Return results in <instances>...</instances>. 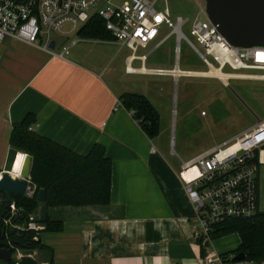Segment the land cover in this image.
Here are the masks:
<instances>
[{
    "label": "crops",
    "instance_id": "crops-1",
    "mask_svg": "<svg viewBox=\"0 0 264 264\" xmlns=\"http://www.w3.org/2000/svg\"><path fill=\"white\" fill-rule=\"evenodd\" d=\"M79 39L69 47L71 58L68 53L60 57L62 50L49 53L41 43L0 42V173L14 174L17 169L22 154L18 159V152L14 155L10 167L9 139L12 125L27 113L37 118L31 128L36 134L79 155L87 154L94 144L101 145L111 161L110 203L49 208L48 217L62 222L63 228L40 233L46 249L36 252L35 260L51 257L53 264H202L204 253L191 237L192 207L182 189V175L168 165L164 154L118 103L124 92L144 95L153 106L152 97L168 99L162 88L151 89L146 78L177 82L181 77L148 71L163 69L146 64L149 55L166 41L158 47L156 42L147 59L140 61L132 60L128 49L114 40ZM173 52L169 48L170 60ZM171 69L180 70L175 55L174 66L163 70ZM209 72H198L192 78L218 79L226 85V80ZM122 75L133 76L130 82L139 83L141 90L128 88ZM204 90L209 93L208 88ZM170 153L175 154L173 148ZM214 242L212 248L225 254L216 250ZM233 256L224 257V264H238L231 260Z\"/></svg>",
    "mask_w": 264,
    "mask_h": 264
},
{
    "label": "built area",
    "instance_id": "built-area-1",
    "mask_svg": "<svg viewBox=\"0 0 264 264\" xmlns=\"http://www.w3.org/2000/svg\"><path fill=\"white\" fill-rule=\"evenodd\" d=\"M157 0H128L114 5L111 0H0V42L5 39L18 40L28 45L42 44L44 50L54 53L55 41L52 33L66 38L89 21L99 17L113 40L131 51L132 60L145 61L147 54L137 56L138 48H146L155 42L161 26L167 24L170 34L156 43V47L175 36V61L179 59V43L184 40L208 70L216 69L227 79L264 81V48H238L230 45L220 34L218 27L208 19L205 7L191 23L189 39L182 32L186 20L178 17L174 24L169 20V11L155 8ZM204 19H200V15ZM68 29H64L65 26ZM51 42L53 48L51 49ZM77 40L62 46L60 57L66 55ZM224 68L232 72L223 73ZM128 70V69H127ZM207 70V71H208ZM132 72V70H128ZM154 75L174 77H195V71L148 70ZM254 71L256 73H240ZM132 115V112H129ZM26 156V155H25ZM264 167V120L244 131L233 141L213 147L189 161H181L182 189L191 204L190 230L192 240L204 253L202 264H224L225 259L212 248L213 226L227 219H246L264 212L259 196L260 170ZM32 183V182H31ZM35 187L32 184L25 196L32 198ZM39 212L26 216L13 201L7 218H2L6 234L33 232L32 240L38 241L43 231ZM21 217V220H17ZM4 229V228H3ZM37 251L15 247L12 264H18L24 257L35 259ZM238 264H264V262L241 261Z\"/></svg>",
    "mask_w": 264,
    "mask_h": 264
},
{
    "label": "rangeland",
    "instance_id": "rangeland-1",
    "mask_svg": "<svg viewBox=\"0 0 264 264\" xmlns=\"http://www.w3.org/2000/svg\"><path fill=\"white\" fill-rule=\"evenodd\" d=\"M128 0H111L114 5H120ZM167 7L169 20L175 23L178 17L186 20L182 32L191 39L190 29L193 19L199 13L200 7H205L204 0H157L155 8L162 11ZM204 19V15L199 16ZM69 26H65V30ZM171 28L167 24L161 26V32L154 43L146 48H138L136 55L146 54L163 37L170 34ZM51 39L56 41L55 52H60L62 46H68L72 39L80 41L74 34L66 38L52 33ZM175 36L168 40L156 51L149 55L146 66L148 68H172L174 66ZM79 47V46H78ZM169 48L172 58L169 59ZM128 49V48H127ZM178 68L182 71L206 72L207 67L199 60L194 51L182 40L179 43ZM76 50H79L77 48ZM123 51H126L123 49ZM131 54L128 49L126 51ZM71 58V49H68ZM223 73L232 72L224 68ZM240 73H256L254 71H238ZM135 78H137L135 76ZM150 79V88H162L168 99L161 100L152 97L154 106L159 110V135L152 139V144L158 152H162L168 165L182 175L181 161H189L199 154L228 141L254 127L258 121L264 120V81L226 79V85L218 79L179 77L177 82L171 78ZM122 83L128 88L139 89V83L134 86L133 76L122 75ZM162 82H157V81ZM204 88L209 89V93ZM199 89L200 91H196ZM176 96V99L174 97ZM174 149L175 154L170 150ZM11 166V163H10ZM259 196L261 207L264 208V167L260 170ZM239 244L237 233H231L215 239L214 247L217 251L228 253L229 258ZM36 259H39L36 257Z\"/></svg>",
    "mask_w": 264,
    "mask_h": 264
},
{
    "label": "trees",
    "instance_id": "trees-1",
    "mask_svg": "<svg viewBox=\"0 0 264 264\" xmlns=\"http://www.w3.org/2000/svg\"><path fill=\"white\" fill-rule=\"evenodd\" d=\"M84 40L110 41L113 37L105 29L103 21L92 16L76 33ZM118 103L128 112H132L145 136L152 140L159 135V113L144 95L124 92L118 96ZM37 123L33 113H27L19 123L12 125L9 145V162L14 155H29L32 159L30 180L35 187L32 198L13 195L17 208L26 216L38 213L41 206L36 200L39 190L45 192L44 206L47 208L90 205H108L111 190V161L103 146L94 144L85 155H79L50 139L36 134L32 127ZM40 222V220H38ZM44 232H59L63 228L60 221L47 220L42 223ZM2 222L0 220V229ZM213 239L237 233L239 244L232 252L244 254V261L264 262V212L246 219H227L215 224ZM33 232L23 235L22 247L30 251L41 252L46 249L40 242L32 240ZM222 254L223 258L228 255ZM46 264H53L51 257H46ZM2 264V263H1Z\"/></svg>",
    "mask_w": 264,
    "mask_h": 264
},
{
    "label": "water",
    "instance_id": "water-1",
    "mask_svg": "<svg viewBox=\"0 0 264 264\" xmlns=\"http://www.w3.org/2000/svg\"><path fill=\"white\" fill-rule=\"evenodd\" d=\"M204 4L208 19L213 25L218 27L220 34L230 45L238 48H264V0H204ZM52 48L53 42H51ZM13 161L14 158L10 167H12ZM31 164V157L26 155L19 177H11L8 171L0 173L1 219L8 217L11 197L13 195L25 196L26 191L32 187L30 180ZM36 200L41 204L39 208V220L44 223L48 217L47 208L44 206L46 200L44 190L37 192ZM21 219V217H17V220ZM8 232L14 234L13 229H10ZM5 236L6 228L4 227V230L0 231V261L4 262V264H12L11 254H13V250L10 249L9 244L2 243ZM18 247L26 249L20 245ZM231 260L233 262H241L244 260V254L238 253ZM18 264L46 263L36 261L30 257H24Z\"/></svg>",
    "mask_w": 264,
    "mask_h": 264
},
{
    "label": "flooded vegetation",
    "instance_id": "flooded-vegetation-1",
    "mask_svg": "<svg viewBox=\"0 0 264 264\" xmlns=\"http://www.w3.org/2000/svg\"><path fill=\"white\" fill-rule=\"evenodd\" d=\"M0 220L2 222L1 218H0ZM3 228L4 227H1L0 231L4 230ZM16 234L17 233H14V234L7 233L6 236H5V239H3V241H2V243L9 244L10 245L9 247H10L11 250H14V248L18 247V245H22L23 244L21 239H22L23 235L26 234V233L20 234V235H16ZM11 242H13V243L11 244ZM14 242L17 243V245H15ZM11 257H12V254H11ZM1 263L4 264V262L0 261V264Z\"/></svg>",
    "mask_w": 264,
    "mask_h": 264
},
{
    "label": "bare ground",
    "instance_id": "bare-ground-1",
    "mask_svg": "<svg viewBox=\"0 0 264 264\" xmlns=\"http://www.w3.org/2000/svg\"><path fill=\"white\" fill-rule=\"evenodd\" d=\"M212 76H215V77H217V78H219V79H221V80H226L227 79V76L226 75H224V74H221L220 72H219V70H216V69H210V72H209ZM208 74V73H207ZM209 74V75H210ZM205 75V74H204ZM207 76V75H206ZM24 155V157H23V163H22V165H21V167H20V169H19V164H20V161H21V159H22V156ZM24 161H25V154H22L21 155V158H20V160H19V163H18V166H17V169L15 170V173L14 174H11V173H9L10 174V176L11 177H14V178H17V177H19L20 176V174H21V171H22V167H23V164H24ZM19 170V171H18Z\"/></svg>",
    "mask_w": 264,
    "mask_h": 264
}]
</instances>
